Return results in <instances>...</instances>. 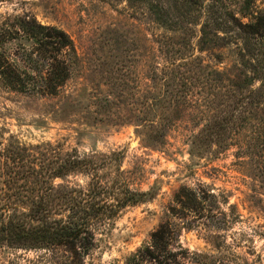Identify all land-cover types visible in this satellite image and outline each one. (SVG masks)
<instances>
[{"label":"rangeland","instance_id":"rangeland-1","mask_svg":"<svg viewBox=\"0 0 264 264\" xmlns=\"http://www.w3.org/2000/svg\"><path fill=\"white\" fill-rule=\"evenodd\" d=\"M146 1L0 0V23L8 14H33L43 23L66 30L79 56L71 78L57 96H26L0 87V135L4 142L14 140L24 145L52 142L64 151H75L85 157L123 151L121 165L128 172L131 186L152 191V197L126 207L109 228L98 233L96 248L87 264H124L151 232L168 219L169 208L176 205L174 194L178 188L201 183L220 195L222 210L239 216L224 233L227 241L232 243L235 238L241 243L243 238L249 244V236L253 237L252 243L264 262L261 159L246 158L242 163L239 161L242 158L235 156L237 147L218 152L212 143L198 142L196 136L204 121L199 118L200 106L195 102L207 104L212 91L210 85L200 90L201 79L194 77L195 92L186 100L188 104L176 107L175 103L181 98L175 89L177 72L184 70L178 65L190 61L181 59L175 50H184L186 55L192 53L204 68L203 74L197 72L196 76L203 78L206 74L211 76L213 68L236 72V54L239 50H250L254 44L246 46L245 41L231 33L228 45L201 49L198 38L204 17L197 23L181 22L182 27L177 29L166 28L151 19ZM220 1L245 22L250 16L238 13L241 6H245L248 14H264V0ZM263 48L261 45L255 50ZM192 66H186L187 75H193ZM153 68L158 69L159 88L151 96L162 101L160 109L156 106L154 109L179 118L167 131L164 144L155 143L150 137L151 129L140 121L146 97L150 95L148 74ZM253 83L252 89L260 84L257 80ZM233 89L230 86L231 92ZM251 97L246 99H252L250 112L264 117V104L257 103L260 98L255 93ZM169 103L173 110L169 109ZM257 144L264 146L261 141ZM114 168L111 164L106 170ZM67 180L81 185L89 182L82 173L56 182ZM222 196L228 203H224ZM173 221L184 226L183 218ZM217 235L215 230L199 225L183 228L180 241L191 250L213 252ZM246 250L243 247L237 252L254 264L253 256L246 254ZM54 261L44 250L8 247L0 250V264H56Z\"/></svg>","mask_w":264,"mask_h":264},{"label":"trees","instance_id":"trees-1","mask_svg":"<svg viewBox=\"0 0 264 264\" xmlns=\"http://www.w3.org/2000/svg\"><path fill=\"white\" fill-rule=\"evenodd\" d=\"M146 6L155 23L170 29L182 27L181 22L197 23L204 17L198 38L201 49L228 45L231 33L245 41L246 46L254 44L250 50H239L236 54V72L213 68L209 72L212 77L206 74L203 78L196 76L197 72L199 75L204 72L196 57L192 53L186 55L184 50H175L181 59H190L178 65L184 70L177 72L175 89L181 98L175 103L176 107L189 103L186 100L196 87L194 77L201 79L200 90L210 85L212 91L207 104L195 102L200 106L199 118L204 121L196 139L200 143H212L218 152L237 147L235 156L242 158L239 161L260 158L263 167L264 146L260 147L257 141L264 142V117L251 113L252 99H246L255 93L260 98L257 103L264 104V50H255L264 45V14H248L245 6H241L238 13L242 17L250 16L245 22L220 0L208 3L206 0H147ZM78 60L75 43L63 28L43 23L27 12L2 18L0 87L3 89L26 96H57L71 78ZM187 65H193V75L186 74ZM148 78L150 95L146 97L145 113L140 121L151 129L150 137L155 143L164 144L167 131L179 118L170 113H157L154 107L160 109L162 101H155L151 95L159 88L158 69L153 68ZM256 80L260 84L252 89L250 86ZM229 85L234 88L233 92ZM169 109H172L171 103ZM123 156L124 152L120 151L85 157L75 151H64L52 142L24 145L14 140L4 142L0 135V250L4 247L44 250L56 264H87L96 248L98 233L109 228L126 207L152 197V191L131 186L128 172L122 169ZM111 164L115 168L106 170ZM77 173L88 176L87 185L68 180L56 182ZM219 199L220 195L203 183L196 187L180 186L174 194V203L178 206L169 208L168 219L151 232L124 264H253L248 257L238 254L237 250L243 247L247 248L246 254L253 256L254 264H264L261 253L252 243L253 237L249 236V244L243 238L241 243L235 238L232 243L227 241L224 233L239 216L222 210ZM223 200L228 203L226 198ZM176 218H183L184 226L173 221ZM199 225L218 234L213 252L191 250L181 243L182 229Z\"/></svg>","mask_w":264,"mask_h":264}]
</instances>
